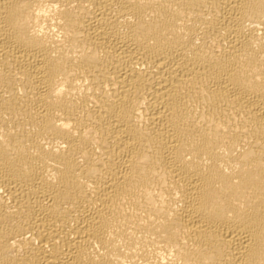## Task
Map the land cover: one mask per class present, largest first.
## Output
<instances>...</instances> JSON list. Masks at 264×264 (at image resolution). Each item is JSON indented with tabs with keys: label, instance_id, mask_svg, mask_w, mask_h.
I'll return each mask as SVG.
<instances>
[{
	"label": "bare ground",
	"instance_id": "1",
	"mask_svg": "<svg viewBox=\"0 0 264 264\" xmlns=\"http://www.w3.org/2000/svg\"><path fill=\"white\" fill-rule=\"evenodd\" d=\"M0 264H264V0H0Z\"/></svg>",
	"mask_w": 264,
	"mask_h": 264
}]
</instances>
